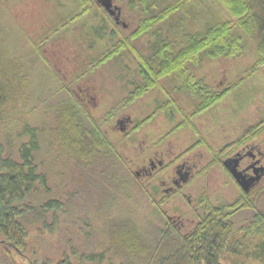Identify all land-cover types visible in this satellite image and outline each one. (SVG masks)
Masks as SVG:
<instances>
[{
	"label": "trees",
	"instance_id": "1",
	"mask_svg": "<svg viewBox=\"0 0 264 264\" xmlns=\"http://www.w3.org/2000/svg\"><path fill=\"white\" fill-rule=\"evenodd\" d=\"M70 1L74 12L66 17L67 23H81L84 28L85 65L72 80L58 87L48 109L54 116V161L65 167L70 187L52 193L32 154L39 145L34 133L37 130L22 126V134L30 133L29 141L20 143L18 158L4 156V144H0L2 251L12 263L38 254L31 264H102L107 258L119 264H264V176L245 193L222 165L246 145L264 148V105L258 103L252 109L251 123L246 119L251 117L244 114L237 118L246 105H238L232 113L226 102L254 78L245 76L239 80L240 86L224 87L223 79L209 84L195 74L205 59H239L251 50L257 65L264 64V0H217L228 17L208 21L199 31L186 30L183 25L189 0H128L138 18L128 34L117 28L103 9L100 11L96 0ZM143 36L154 41L146 55L133 47V42ZM95 51L98 56L91 57ZM102 65L110 67L124 85L107 118L96 120L80 103L72 82ZM19 75L5 74L0 81V125L13 121L9 117L18 101L26 103L25 96L21 99L14 94L28 83L27 75L21 71ZM155 90L162 92L164 102L157 101L151 116L135 120L133 128L138 131L150 124L151 117L161 110L171 128L165 135L151 137L154 142L148 141V145L166 143L164 150L170 161L196 165L192 179L202 184L201 210L195 222L184 229L171 224L163 213L166 197L153 200L154 196L138 184L132 170L135 160L125 152L131 155L134 149L117 147L104 130L118 116H129L135 100ZM224 104L225 112L219 110ZM20 121L18 125H22ZM176 133L185 134L188 145L170 146L168 138ZM4 138L10 146L8 135ZM211 169L224 172L235 189L213 205L204 198ZM123 203L133 208L137 205L138 211L143 207L149 214L146 217L150 216L147 223L143 225L128 208H121ZM76 221L85 228V235L95 232L92 237L99 241L100 252H81L65 237L56 241L54 248L36 250L45 246L46 237L54 239ZM91 221H97L99 229L92 227ZM34 239L36 244H32Z\"/></svg>",
	"mask_w": 264,
	"mask_h": 264
},
{
	"label": "rangeland",
	"instance_id": "2",
	"mask_svg": "<svg viewBox=\"0 0 264 264\" xmlns=\"http://www.w3.org/2000/svg\"><path fill=\"white\" fill-rule=\"evenodd\" d=\"M127 1L112 0V4L119 8L118 20L121 23L117 25V28L125 34L130 33L136 27L138 21L137 13L128 6ZM99 9L102 11V8ZM73 12V4L70 0H0V81L5 78V74L7 77L14 74L19 78L20 71L25 77L28 76V83H25L22 89L18 88L14 91L15 97L22 99V96H25L23 99H26L25 105H21L18 101L19 104L15 112H12L9 117L13 121L8 120V122L5 121L0 125V144H4L5 148L3 155L11 154L13 158H18L17 150L20 143H27L30 131L37 130L34 133L39 145L32 154L39 164L40 170L46 175L48 184L54 194H57L58 190L63 191L62 189L68 191L70 186L65 167L62 163L54 161L57 155L52 145L55 143L51 130L54 125V116L48 109L57 97L58 87L72 80L85 65L83 50L86 44L83 37H81L84 28L81 23H75V26L72 22L67 23L68 18L66 17ZM107 16L114 23V18L108 14ZM184 16V27L186 30L191 29L193 31L203 29L208 21L228 17L217 0H189ZM63 25L64 27H61ZM153 42V40L143 36L133 42V47L139 54L146 55L150 48L149 44ZM98 53V51L92 52L91 57H97ZM102 66H99L93 70V73L79 81L72 82L74 84L73 90L76 92L80 103L85 105L87 111L96 120L107 118L105 116L107 111L114 105L115 97L119 95L118 93L122 91L124 85L112 74L114 72L109 71L110 67ZM130 66L134 68V63L130 62ZM195 74L198 78L203 77L204 81L209 84H216L223 79L224 87L238 84L239 80L245 76L254 78L253 81L242 84L235 93L230 95L226 102L228 110H231L232 113L235 108L239 107L238 105H243V103L246 105L243 107L242 112L237 113V118L243 117L244 114L246 117H251L246 118L244 116L251 123L254 116V110L252 109L257 108L258 103L261 107L264 105V96L261 97L260 95L261 92H264V64L257 65V57L253 50L239 59H205L201 62L199 71H195ZM240 95L243 97L241 98ZM164 100L162 92L157 90L138 98L130 106L129 116L128 113L120 115L113 119L111 124L104 127L106 136L119 148L123 146L126 148L127 146L128 149L132 148L135 152L139 151L138 147L133 145L136 141L133 135V131L136 130L133 126L137 123L135 120L146 119L151 116L149 114L157 107L158 102H164ZM240 100L243 102L241 103ZM220 107L223 108L219 110L226 111L225 104ZM126 117L132 119V123H128V127L126 126ZM19 121L22 125H18ZM120 121L124 123L121 125L119 124ZM150 122L145 127L142 126L138 129V136L141 139H146V142L141 144L142 146L148 141L154 142L150 139L151 137L158 134L165 135L171 128L161 110L156 111ZM25 124H27L30 131L22 134V126ZM130 130L132 131L128 133ZM214 132L216 134V129ZM20 133L21 135L18 137ZM126 133L129 135H126ZM5 135H8L9 140L12 142L10 146L5 144ZM168 139L170 146L175 147H180V145L185 147L189 143V138L183 133H176ZM162 147L166 148L167 144L157 147V150L162 149ZM134 151L132 150L131 155H129L125 150L126 154L131 156V160H135L132 158V156H135ZM139 159L141 161L142 157L140 156ZM133 167H135V163ZM210 173L211 177L209 179L211 180L205 186L204 198L207 203L213 205L216 199L226 198L230 193L233 194L235 189L224 172L218 173L216 169H211ZM155 184L156 181H152V185ZM201 186L199 180H196L189 186L188 191L190 193L197 191V195L200 197L203 192ZM165 204L166 210L170 213H176V205L181 210L187 209L182 200L176 203L170 200L166 201ZM136 206L133 208V206L123 203L121 208H128L135 215V218L142 221L144 225L150 216L146 217L149 214L143 210V207H140L138 211ZM136 214L140 216L137 217ZM71 221L73 220H70L69 223ZM76 223L78 224L77 221ZM91 223L92 227L99 229L97 221H91ZM77 224L69 227L70 229L67 232L56 235L54 239L46 237L45 246H40L39 249L36 247V250L39 252L42 248L45 250L54 248V243L56 241L61 242L62 237H65L67 240L72 241L74 245L72 247L81 252L91 250L100 252L99 241L97 242L92 237L95 232L90 231L91 234L85 235V228ZM37 242L34 239L32 244ZM65 249L68 250L69 246ZM46 252L49 253L50 251ZM38 256V254L34 257L30 255V258L26 257L29 259L28 261H19V259L14 258L15 260L12 263L0 247V264H31V261ZM102 264H119V262L114 258H107Z\"/></svg>",
	"mask_w": 264,
	"mask_h": 264
},
{
	"label": "flooded vegetation",
	"instance_id": "3",
	"mask_svg": "<svg viewBox=\"0 0 264 264\" xmlns=\"http://www.w3.org/2000/svg\"><path fill=\"white\" fill-rule=\"evenodd\" d=\"M114 23L118 25L121 22L114 20ZM125 120L128 127V123L131 124L132 119L126 117ZM138 134V131L133 134L136 140L133 145L139 150L135 152V167L133 169V175L138 184L147 189L151 197L154 196L153 200L156 198L161 200L163 196L167 198V202L171 200L176 203L182 200L187 209L181 210L176 205V213H170L168 210H164L163 213L166 212L167 220L177 228L184 229L192 225L196 216L198 217L200 214V197L197 195V191L195 193L188 191L189 186L195 182L192 178L196 165L188 161H170L163 147L161 150H154L158 148L148 145V142L142 146L141 144L146 142V139H141ZM237 154L241 157L238 169L244 170L248 176L253 175L258 168H264V148L260 145L250 147L246 145L228 158ZM140 156L142 157L141 161ZM154 180L156 184L152 185Z\"/></svg>",
	"mask_w": 264,
	"mask_h": 264
},
{
	"label": "water",
	"instance_id": "4",
	"mask_svg": "<svg viewBox=\"0 0 264 264\" xmlns=\"http://www.w3.org/2000/svg\"><path fill=\"white\" fill-rule=\"evenodd\" d=\"M97 4L110 16L114 18L115 21L119 17V8L112 4V0H96ZM120 121L119 124H123ZM241 157L237 154L234 157L225 159L222 162L223 167L228 171L232 179L236 184L245 192L249 193L251 188L258 184L262 177L264 176V168H258L253 175L248 176L244 170H239V162Z\"/></svg>",
	"mask_w": 264,
	"mask_h": 264
}]
</instances>
